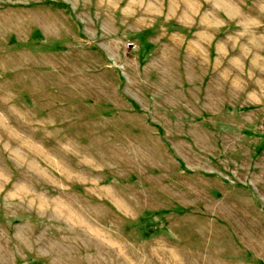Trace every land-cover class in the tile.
Segmentation results:
<instances>
[{
  "label": "rangeland",
  "instance_id": "1",
  "mask_svg": "<svg viewBox=\"0 0 264 264\" xmlns=\"http://www.w3.org/2000/svg\"><path fill=\"white\" fill-rule=\"evenodd\" d=\"M0 174V264H264V0H0Z\"/></svg>",
  "mask_w": 264,
  "mask_h": 264
},
{
  "label": "crops",
  "instance_id": "2",
  "mask_svg": "<svg viewBox=\"0 0 264 264\" xmlns=\"http://www.w3.org/2000/svg\"><path fill=\"white\" fill-rule=\"evenodd\" d=\"M36 33L39 35V36H41L40 38H44L45 37V35H44V33L41 31V29H39L38 28V30L36 31ZM61 42V41H60ZM61 44H62V42H61ZM140 44H141V42H140ZM54 46L55 45H60L59 43H54L53 44ZM135 105H138V104H136V103H134ZM113 112V111H112ZM2 180V176H1V174H0V181ZM76 227H74V229L72 230V231H74L75 230V233L77 234L78 233V231H80V234L82 233V229H90V228H93V227H89L88 225H75ZM88 226V227H87ZM131 226L132 225H120V227L122 228V230H123V232H127V231H129V229H131ZM137 226H139V229L141 230V229H145L144 228V225H137ZM81 238L80 239H75V242H78V243H81ZM97 241H99L98 243H99V245H103V246H106L108 243H105V242H107V240H99V239H96ZM127 241H130V239L128 238V239H126ZM74 246H77V245H74ZM79 246V245H78ZM71 252V251H70ZM72 254L71 253H67V254H65V255H63V257L64 258H69L70 256H71ZM101 258H104L103 260L104 261H108V254H103L102 256H100ZM41 260V259H40ZM39 262V260L37 259V258H35V259H30L29 260V264H35V262ZM79 261H80V257H79ZM258 261L259 262H261L262 261V258H260V259H258Z\"/></svg>",
  "mask_w": 264,
  "mask_h": 264
}]
</instances>
